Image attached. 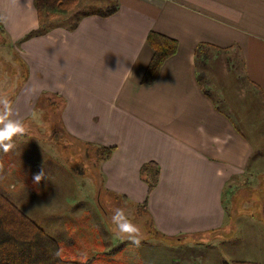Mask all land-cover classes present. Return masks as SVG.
I'll use <instances>...</instances> for the list:
<instances>
[{
    "label": "crops",
    "instance_id": "crops-1",
    "mask_svg": "<svg viewBox=\"0 0 264 264\" xmlns=\"http://www.w3.org/2000/svg\"><path fill=\"white\" fill-rule=\"evenodd\" d=\"M115 2L111 15H81L75 28L56 23L29 37L41 24L34 0H0L4 36L25 63L13 99L27 117L45 96L59 98L69 136L112 148L101 158L102 188L142 208L159 235L182 245L223 229L225 192L257 160L224 99L207 93L196 49L235 52L249 89L264 97V0ZM150 32L178 47L144 82ZM146 165L159 169L152 189Z\"/></svg>",
    "mask_w": 264,
    "mask_h": 264
},
{
    "label": "rangeland",
    "instance_id": "rangeland-1",
    "mask_svg": "<svg viewBox=\"0 0 264 264\" xmlns=\"http://www.w3.org/2000/svg\"><path fill=\"white\" fill-rule=\"evenodd\" d=\"M114 1L79 0L71 12L55 20L70 26L76 21L75 13L96 11ZM210 55L205 67L199 65V73L205 76L203 85L215 100L224 99L222 107L255 142L257 159L227 188V218L220 231L177 244L155 231L142 208L106 192L99 178L102 155L95 146L66 133L59 98L45 96L31 116L22 117L25 109L13 98L25 78V63L2 35L0 96L13 102L17 118L25 122L28 132L9 153L0 149V189L57 238L76 264H264V97L249 89L235 52L213 51ZM42 169L44 178L36 184L32 176ZM121 208L141 228L139 246L125 235L118 236L111 223V215Z\"/></svg>",
    "mask_w": 264,
    "mask_h": 264
},
{
    "label": "trees",
    "instance_id": "trees-1",
    "mask_svg": "<svg viewBox=\"0 0 264 264\" xmlns=\"http://www.w3.org/2000/svg\"><path fill=\"white\" fill-rule=\"evenodd\" d=\"M79 0H34V6L40 18V27L30 36L46 33L57 22L56 17L71 12ZM116 2L109 6L99 7L96 11L87 13H75L76 21H71L70 27L75 28L81 15L97 14L108 16L116 12ZM5 35V30L0 22V36ZM148 43L153 50V56L144 76V82L155 79L162 63L177 51L178 43L175 39L165 35L150 32ZM219 49L206 44H201L196 49V57L199 65H207L211 58V52ZM233 63V62H232ZM203 82L204 74H200ZM209 93V90H207ZM102 159L108 158L112 148H100L97 150ZM103 153V154H102ZM104 155V156H103ZM143 173L148 179L149 188L152 189L158 180L159 169L152 165L143 167ZM0 264H76L74 260L66 256L57 238L49 234L36 221L27 216L16 203L0 189ZM117 264H131L118 262ZM142 264V263H134ZM223 264H256L244 261H234Z\"/></svg>",
    "mask_w": 264,
    "mask_h": 264
},
{
    "label": "clouds",
    "instance_id": "clouds-1",
    "mask_svg": "<svg viewBox=\"0 0 264 264\" xmlns=\"http://www.w3.org/2000/svg\"><path fill=\"white\" fill-rule=\"evenodd\" d=\"M28 132L25 122L17 118L13 102L6 96H0V149L9 153L16 148L20 138ZM44 178L43 169L32 176V181L39 184ZM111 223L117 229V235H125L135 245L139 246L142 232L139 225L133 223L125 211L117 209L110 217Z\"/></svg>",
    "mask_w": 264,
    "mask_h": 264
}]
</instances>
